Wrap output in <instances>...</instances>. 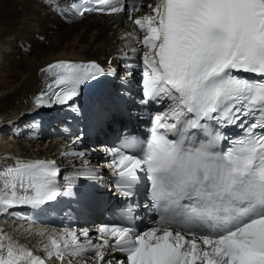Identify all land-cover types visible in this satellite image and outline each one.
Masks as SVG:
<instances>
[{
	"label": "snow or ice",
	"instance_id": "snow-or-ice-1",
	"mask_svg": "<svg viewBox=\"0 0 264 264\" xmlns=\"http://www.w3.org/2000/svg\"><path fill=\"white\" fill-rule=\"evenodd\" d=\"M94 3L80 14L126 10L125 0ZM152 12L134 20L144 33L142 41L135 38L144 48L142 103L170 99L172 105L150 117L152 129L142 157L133 150L144 141L127 137L123 150H110L108 166L125 197L135 195L146 169L151 182L148 207L159 217L142 233L129 226H101L95 241L87 229L66 231L49 237L44 251L60 261L92 253L87 264H104L108 248L126 255V261L116 264H264V0H158ZM42 71L53 81L36 97L38 107H71L81 87L105 72L95 62L68 61ZM189 114L194 118L185 119ZM226 124L239 125L244 135L226 151H209L221 140H231L221 130ZM199 130L210 137L208 143L196 150L186 147L198 139ZM58 174L54 161L39 159H18L0 170V211L18 206L42 210L72 196L71 188L59 186ZM170 178L189 201L172 212L161 210V201L171 195L165 183ZM242 195L249 206L233 208L231 199ZM0 264L45 260L0 235Z\"/></svg>",
	"mask_w": 264,
	"mask_h": 264
},
{
	"label": "bare ground",
	"instance_id": "bare-ground-1",
	"mask_svg": "<svg viewBox=\"0 0 264 264\" xmlns=\"http://www.w3.org/2000/svg\"><path fill=\"white\" fill-rule=\"evenodd\" d=\"M70 2L0 0V165L14 166L18 159L54 158L64 166L60 178L68 187L81 183L85 170L98 167L96 154L106 143L95 138V143L78 144V133H66L64 128L68 118L58 117L63 111L40 117L46 111L36 103L42 70L62 60H94L114 74L113 92L117 93L135 72L140 73V64L133 67V73L127 72L126 57L139 58L144 51L135 39L142 41L144 33L134 20L152 15L158 0H137V10L121 18L97 14L76 17L68 9ZM133 49L137 51L133 53ZM113 61L117 63L110 64ZM130 88L133 101L128 105L129 118L112 116L108 139L119 129H138L144 118L139 86L136 83ZM99 133L106 136L101 130ZM103 171L108 174L105 168ZM101 184H105L104 177ZM0 235L30 251L40 243L37 234H26L25 226L8 217H0ZM106 253L104 264H116L113 253ZM92 259L93 254L79 261L54 258L51 264H87Z\"/></svg>",
	"mask_w": 264,
	"mask_h": 264
},
{
	"label": "clouds",
	"instance_id": "clouds-1",
	"mask_svg": "<svg viewBox=\"0 0 264 264\" xmlns=\"http://www.w3.org/2000/svg\"><path fill=\"white\" fill-rule=\"evenodd\" d=\"M203 143L207 144L208 140H206ZM214 147L215 146H211L209 148V151H214ZM175 182H176L175 178H170V179L165 181L166 186H167L169 192L171 193V195L169 197H167L166 199L161 201V210L162 211H163V209H168L169 212L175 211V210H177V208L180 205H182V201L185 200L183 198L184 193L178 192L174 189ZM240 191L243 193V188H241ZM192 195H193V197H196L197 192H192ZM226 199H230V198L226 197ZM249 204H250V200L247 199L243 195L240 198L231 199V206L235 209L243 210V209L247 208L249 206Z\"/></svg>",
	"mask_w": 264,
	"mask_h": 264
},
{
	"label": "rangeland",
	"instance_id": "rangeland-1",
	"mask_svg": "<svg viewBox=\"0 0 264 264\" xmlns=\"http://www.w3.org/2000/svg\"><path fill=\"white\" fill-rule=\"evenodd\" d=\"M116 63H117V62H115V61L110 62V64H112V65H113V64H116ZM133 72H134V71H133ZM133 72H132V73H133ZM135 74H136V72H135ZM137 76H138V74H137V75H134L133 78H137Z\"/></svg>",
	"mask_w": 264,
	"mask_h": 264
},
{
	"label": "water",
	"instance_id": "water-1",
	"mask_svg": "<svg viewBox=\"0 0 264 264\" xmlns=\"http://www.w3.org/2000/svg\"><path fill=\"white\" fill-rule=\"evenodd\" d=\"M46 84H47V82H46Z\"/></svg>",
	"mask_w": 264,
	"mask_h": 264
}]
</instances>
